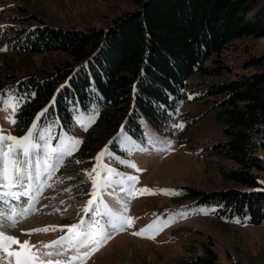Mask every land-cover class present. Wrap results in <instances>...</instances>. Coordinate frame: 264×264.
Returning a JSON list of instances; mask_svg holds the SVG:
<instances>
[{"label":"rangeland","instance_id":"rangeland-1","mask_svg":"<svg viewBox=\"0 0 264 264\" xmlns=\"http://www.w3.org/2000/svg\"><path fill=\"white\" fill-rule=\"evenodd\" d=\"M262 4L264 0L258 5ZM136 9L133 0H0V109H7L0 110V128L4 134L17 138L27 134H17L15 124L9 122L12 110L8 104L16 97L7 86L29 76L54 74L58 68L72 61L70 57L57 52L19 54L15 51V43L20 38L44 25L63 29H107L115 19ZM263 54L264 38L234 41L220 53L214 54L211 62H208L209 71L214 74L206 76L199 73L189 80L187 93L191 101L180 106L173 122L163 131L142 118L140 135L133 133L135 129L123 130L128 139L122 140L120 133L116 139L118 149H112L107 141L93 151L90 165L83 164L78 154L84 145L93 143L94 130L99 121L97 108L94 107L88 114L77 113L72 131L61 129L58 123L38 127L37 136L51 127L53 147L59 146L65 134L81 139L83 143L71 157L65 158L64 165L51 179L46 178L47 182L32 181L34 188L44 191L40 195L42 204H31L24 208L31 209V217L37 216L17 224L36 221L32 223L37 225L33 229L55 227L57 230L27 235L32 230L30 228L15 236L21 242L27 239L36 245L50 243L67 235V227L79 223L81 219L75 220L79 216L83 220L89 218L90 214L85 213L83 208L70 207L69 196L78 199L73 202L75 205H79L82 200L87 203V196L91 197L93 186L86 172L96 166L95 158L107 148L112 155L105 156L104 163L124 176H137V189H152L156 194L130 197L122 190L128 187L130 182L127 181L123 186L114 184L110 190H102L104 203L113 211L124 213L122 204L128 205L129 210L124 214L134 218V224L123 231L109 228L112 238L87 260V264H207L204 262L206 260H213V264H264V223L251 224L247 217H221L218 206L199 203L202 196L189 194V190L201 193L228 189L244 191L245 187L228 179L227 175L231 171H239L241 165L226 155L227 138L218 120V107H214L218 97L210 94L208 87L243 75L249 77L258 71L263 72L264 65L257 68L247 64ZM93 117L94 122L89 123ZM84 124L89 125L87 130ZM180 124L183 128L173 127ZM150 136L160 143H151ZM159 147L168 150L157 151ZM143 148L147 151L139 150ZM258 154L264 157V150ZM77 160L81 163H76ZM121 160L135 163L141 171L127 163H120ZM30 170L32 174L35 173V161ZM253 173L264 184L262 173L255 170ZM160 190H169L174 194L166 195ZM91 215L93 218L108 219L97 217L94 212ZM86 220L85 228L92 223ZM236 220L240 222L236 223ZM154 221L165 225L154 239L133 235ZM60 228L64 230L60 231ZM71 255L74 252L51 259L67 260Z\"/></svg>","mask_w":264,"mask_h":264},{"label":"trees","instance_id":"trees-1","mask_svg":"<svg viewBox=\"0 0 264 264\" xmlns=\"http://www.w3.org/2000/svg\"><path fill=\"white\" fill-rule=\"evenodd\" d=\"M133 1L137 9L107 29L44 25L15 43L19 54L57 52L72 60L54 74L29 76L7 86L19 101L17 134L27 133L33 123L38 127L58 123L72 131L75 115L95 107L99 121L93 143L78 154L90 165L93 151L107 141L118 149L121 130L135 129L133 133L140 135L142 118L163 131L180 106L191 101L189 80L199 73L214 74L208 67L214 54L239 39L264 38V4L258 5L262 0ZM247 64L262 67L264 54ZM208 88L218 97L214 107L227 138L226 155L241 165L228 179L245 189L189 194L202 196L199 203L218 206L221 217H247L251 224H262L264 184L253 171L264 177V157L258 154L264 150V71Z\"/></svg>","mask_w":264,"mask_h":264},{"label":"snow or ice","instance_id":"snow-or-ice-1","mask_svg":"<svg viewBox=\"0 0 264 264\" xmlns=\"http://www.w3.org/2000/svg\"><path fill=\"white\" fill-rule=\"evenodd\" d=\"M35 95V93H33ZM55 101H53V104ZM12 110V115L8 117L9 122L16 123L15 113L19 110V101L14 97L8 104ZM7 110V109H0ZM48 109L40 113L44 116ZM39 121V117L36 118ZM95 117L89 122H94ZM87 130L88 124L83 125ZM173 127L183 128V125H173ZM38 123H33L31 130L22 138H17L12 135L4 134V130L0 128V201L9 204L10 201H19L22 196H30L33 188L32 183L34 176L31 172V166L35 161L36 173L35 179L39 181L42 177L51 179L56 171L64 165L65 158L71 157L79 146L83 143L81 139L70 137L65 134L63 140L60 141L58 147H53L51 144L54 137L51 135L52 129L49 127L44 132L37 136ZM121 139L127 140L126 135L121 130ZM37 140L39 142H37ZM150 142L155 144L160 143L157 139L150 136ZM147 151L146 148L139 149ZM166 147H159L157 151H167ZM131 152V149H129ZM42 153V159H41ZM35 154V155H34ZM112 153L105 148L99 153L96 159V166L86 172V176L92 182L93 190L91 198L87 201V205L83 211L85 213H95V216H104L108 219L104 224H101L99 219H95L85 228V220L81 219L79 223L72 224L67 227V235H62L59 239L50 243L36 245L25 239L23 242L12 234L5 231L7 228H14L17 223V218L26 217L31 209L18 210L15 206L10 208L9 213L0 212V264H87V260L97 252L109 239L111 235L109 228L115 231H123L126 227H132L134 218L125 215L129 208L126 203L122 204L124 213L113 211L103 201L102 190L107 191L114 184L123 186L125 182H130L126 189L130 197L135 198L137 195H154L155 190L140 188L135 185L139 182V178L134 175L124 176L116 169L104 163L105 156H111ZM76 163H81L77 160ZM120 163H127L128 166L141 171L135 163L121 160ZM101 173H104L102 176ZM119 177V179H116ZM71 179V177H68ZM25 181H28L25 186ZM24 187L23 192L17 189ZM39 191V188H36ZM164 194H174L169 190H160ZM183 215V214H182ZM239 223V220L235 221ZM163 226L158 221L141 229L139 232H134L133 235L145 236L154 239L155 235L162 230ZM57 230L55 227L32 229L27 235L34 233L49 232ZM63 231V228L59 229ZM15 246V247H14ZM47 249L48 251H42ZM56 249V251H53ZM74 252L67 260H53V256H62L68 252ZM48 257V259H45Z\"/></svg>","mask_w":264,"mask_h":264},{"label":"bare ground","instance_id":"bare-ground-1","mask_svg":"<svg viewBox=\"0 0 264 264\" xmlns=\"http://www.w3.org/2000/svg\"><path fill=\"white\" fill-rule=\"evenodd\" d=\"M168 164H170V162L168 163ZM35 189L36 188H33V190H32V193H34V191H35ZM18 191H21V190H19V189H17ZM42 192L44 193V191L43 190H39V191H37V197H36V201H34V202H32L31 204L33 205V204H35V205H37V204H40L41 202H40V199L42 198V197H40V195H42ZM22 200V199H21ZM26 200V199H25ZM30 204V205H31ZM42 204V203H41ZM30 205H28L29 207H30ZM35 205L32 207V209L35 207ZM27 206V207H28ZM39 207V206H38ZM24 208H26V207H24L23 206V203H21V207H19L18 208V210H22V209H24ZM27 209H29V208H27ZM34 210H37V208H35ZM32 213L34 214V212H33V210H32ZM35 215V214H34ZM37 216V215H36ZM36 216H34V217H31V214H30V212H29V214L26 216V217H22V218H17L18 219V222L20 221V222H24L25 220H28V221H30L31 219H34ZM33 221V220H32ZM34 223H36V221H33ZM33 222H28V223H26V224H23V225H16L14 228H7L8 230L10 229L11 230V234L12 235H17V234H23V232H26V231H28L30 228L31 229H33V228H35L37 225H35V224H32ZM22 224V223H21Z\"/></svg>","mask_w":264,"mask_h":264}]
</instances>
